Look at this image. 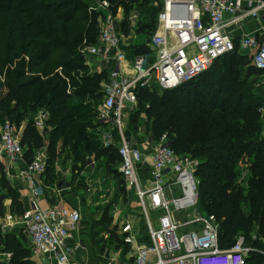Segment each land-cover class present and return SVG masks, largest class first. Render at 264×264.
I'll return each mask as SVG.
<instances>
[{
	"label": "trees",
	"instance_id": "1",
	"mask_svg": "<svg viewBox=\"0 0 264 264\" xmlns=\"http://www.w3.org/2000/svg\"><path fill=\"white\" fill-rule=\"evenodd\" d=\"M89 1L0 0V81L6 88L0 116L14 120L16 126L27 121L21 144L25 156L33 158L44 144L31 118L38 109L48 110L46 174L51 176L62 154L73 166L94 159L111 172V165L120 163L116 148L102 147L98 141L94 130L104 125L87 101L101 97L100 81L107 72L78 75L88 73L86 56L79 47L84 41L95 43L98 35V13L89 10ZM101 1L108 2L113 14L119 6L125 16L133 6L140 8L135 26L138 39L132 40L129 56H149L148 41L143 39H149L156 29L162 0ZM239 51L235 41L233 51L174 88L160 92L137 89V112L145 113L146 126L150 124L155 138L166 133L177 154L197 161V210L216 217L219 246L230 247L241 234L245 245L252 248L245 264H264V122L258 111L264 103L259 83L262 70L250 65ZM244 63L246 70L241 66ZM242 159L249 170L246 185L237 179ZM0 183L11 208L19 212L18 194L4 178ZM120 238V245L112 249H119L123 257L130 247ZM3 245L12 256L1 264H33L14 235H5ZM104 248L106 253L110 250L108 245Z\"/></svg>",
	"mask_w": 264,
	"mask_h": 264
},
{
	"label": "built area",
	"instance_id": "2",
	"mask_svg": "<svg viewBox=\"0 0 264 264\" xmlns=\"http://www.w3.org/2000/svg\"><path fill=\"white\" fill-rule=\"evenodd\" d=\"M162 4L156 29L147 43L152 58L142 55L128 58L123 46L130 47L132 40L126 43L122 40L121 23L108 13L98 24L97 41H84L79 47L86 56L89 75L107 72L100 81L101 97L93 105L97 120L107 126L97 133V138L102 147L114 146L118 152V171L127 188L134 190L148 241L138 240L127 221L121 222L119 233L130 247L131 264H245L252 248L245 245L244 236L236 235L233 245L221 248L216 217L198 213L197 161L177 154L166 133L155 139L145 155L124 136L122 118L125 110L137 107V89H171L189 82L208 70L215 60L233 51L235 41L239 50L250 57L251 64L262 70L259 83L264 90V40L255 34H244L236 40L229 29L243 19L257 18L264 12V0H162ZM99 5L109 8L107 1H100ZM123 63L130 67L129 73L123 69ZM258 111L264 122V103ZM48 119L49 112L44 108L31 118L44 145L36 151L25 172H21L30 192L29 208L23 211L21 222L36 260L75 264V246L69 240L81 221L80 210L71 206H40L43 194L40 177L47 167ZM113 129L117 130V138ZM24 152L17 126L0 116V160L8 173ZM145 158L151 160V165L148 181L141 186L137 169ZM150 214H155V219ZM182 215L185 218L180 220L178 216ZM118 260L119 254L115 253L104 264H128Z\"/></svg>",
	"mask_w": 264,
	"mask_h": 264
},
{
	"label": "rangeland",
	"instance_id": "3",
	"mask_svg": "<svg viewBox=\"0 0 264 264\" xmlns=\"http://www.w3.org/2000/svg\"><path fill=\"white\" fill-rule=\"evenodd\" d=\"M100 1L101 0L89 1V10L98 13L96 16L98 24L104 18V14L106 15L108 13V15L116 16L119 20V24L121 23V25H119V28L122 35V40L125 43L128 40L136 41L138 38L135 31V26L137 16H139L140 13V8L138 6H133L130 10V13L125 16V11L121 6H119L116 8L115 14H113L109 8H102L99 5ZM151 1L152 0H150V2ZM124 19H126V22H124ZM142 39L143 38H140V40ZM143 40L147 42L149 39L147 37ZM239 53L243 56H246L247 60H249V64L251 65L250 57L245 52L239 51ZM220 61L221 60H219L216 65ZM244 64L241 66H244L246 70L247 67L246 64ZM58 70L60 71L62 69L59 68ZM89 72L90 71H88V73ZM88 73L87 71H82L78 72V75L84 76ZM81 85L82 84L80 83L79 86ZM158 91L160 92L161 90L159 89ZM5 92L6 88L4 87L2 81H0V99L3 97ZM98 100L99 98L87 101L93 108V105ZM137 110L138 107L133 108L131 111H124L122 118V130L126 138L135 143L137 142L140 145L142 144L144 150H146L155 144L156 138L150 132V124L146 126L145 113H139L137 112ZM4 118L6 117L3 116L2 119ZM135 118L136 121H134ZM12 122L15 125V121L13 120ZM245 161V159H242L238 162L237 165V179L238 182H240L242 185H246L247 179L249 178V170ZM56 164L59 167L58 178L70 182L71 184V189H68L67 196L70 197L69 199H72L77 205L85 206L84 208H80L83 214L82 220L84 219L86 222L87 219L88 223H91L92 228L96 229V233L92 236V238H96L98 244L101 247H106L108 245L110 249L107 252L108 254L119 250H113L112 247L115 244L120 245L121 243L119 233V225L121 224V222L127 221L132 225L133 233L138 240H141L144 236H146L145 222L142 214L140 213L137 199L133 194L134 190L131 187L127 188V186L123 182L122 176L118 171V165H111V169H114L111 172L105 166H99L98 160H95L96 165L94 168H90L92 166H90L89 164L86 166L89 170H85L86 167L85 169H82V166L80 165H75V169H72L70 165V159H67L63 154L58 159V162L56 161ZM85 171H88V173H86ZM137 176L138 181L142 186L143 179L139 174H137ZM125 209L128 212H126ZM189 212L192 214L193 209H190ZM198 213L200 214L201 212ZM99 215L100 217L96 219V217ZM132 216H135L137 219ZM150 217L153 220L155 219L156 215L150 214ZM178 218L182 220L185 218V215H182L180 217L178 216ZM138 222H140L142 226V228H139L142 232L141 234H136V231L134 229V226H137ZM5 235V233H2V236H0V240L3 241V236ZM262 241H264V239H262ZM7 256L8 258H10L12 256V253L7 254Z\"/></svg>",
	"mask_w": 264,
	"mask_h": 264
},
{
	"label": "crops",
	"instance_id": "4",
	"mask_svg": "<svg viewBox=\"0 0 264 264\" xmlns=\"http://www.w3.org/2000/svg\"><path fill=\"white\" fill-rule=\"evenodd\" d=\"M262 28H264V12H260V15L257 18L243 19L239 24H237L236 26H231L229 29L231 31V34L236 38V40H238L239 37L244 34H255L260 40H264V32H262ZM123 48L125 49L128 58H130L131 56H129L130 52L128 50L129 47L128 46L126 47V45H124ZM150 57L151 56L149 54L148 58L150 59ZM94 64H95V61L93 65ZM122 67L127 73L131 71L130 67L128 68V66L125 65L124 63L122 64ZM26 123L27 121H23L19 126H17V133L20 138L22 137L23 131L26 127ZM106 128H107L106 125H104V127L100 126L97 129H95L94 132L97 135L98 132L100 133V130L103 131ZM50 129H51V126H49V129L47 130V134L50 131ZM112 132H113V135L117 138L118 137L117 130L113 129ZM127 140L131 144H133V146L140 148L146 155L147 151L144 150L142 144L140 145L137 142L135 143L131 141L130 139H127ZM43 144H44V140H43ZM46 145H48V136H47ZM31 159L32 158H27L24 152L22 156L16 159L15 164H14L15 167L13 166V168H11L9 173L6 171L3 161L0 160V182H1V179L4 178L8 186L12 190H14L15 193L18 194V200L21 203V210L19 212L14 211L11 208L10 198L6 196V193H7L6 189L5 187L3 188L0 183V236H2V233H5L6 235L8 234L15 235V242L19 244V247L28 251L27 259H29L33 264H40L42 263V260L41 262H39L33 256L31 252L30 239L21 222V215L24 210L29 208V203H30V192H29L28 183L25 179V176H23L21 172L23 173L25 172L26 166L31 161ZM88 164L92 166L90 168H94L96 165L94 159H91V160L88 159L86 164L82 166V169H85V167ZM70 165L72 169H75L71 160H70ZM77 165H80V164H77ZM150 165H151V160L148 158H145L144 164H142V166L137 169L138 174L143 179L142 185H145L146 181H148V177H149L148 168ZM58 170H59V167L55 163L54 173L52 174V176H51V173L46 174V171H45V174L40 177V183L43 189V194L40 197V206L43 208H47V207L62 208L66 206H71L73 208L79 209L81 212L80 208L82 207L84 208L85 206L83 205L79 206L72 199H69L70 197L67 196L68 195L67 191L68 189H71V184L70 182H67V181H64L58 178V174H59ZM85 170H89V169H87L86 167ZM85 172L88 173V171H85ZM60 183L63 185L67 184V186L64 188H60L59 187ZM133 194L135 196L134 191H133ZM127 209H128V206H127ZM125 211L128 212L126 209ZM99 217L100 215L97 216L96 219H98ZM132 217H135V216H132ZM82 218H83V214L81 212V221L79 225L77 226V228L72 232V238L69 240V243L75 246V251L73 255V261L75 264H104L107 258L110 257L111 255H114L115 253H117V255L119 254L118 261H121L123 263L127 262L128 264L132 263V257L130 256L131 251H129L126 255H123V257L121 255L120 250H117L109 254L104 252L106 251L104 250L105 249L104 246L101 247L98 244L96 238H92V232L96 231V229L92 230L91 223L89 224L87 219H86V222L84 219L83 221ZM139 228H142L140 222H138L137 226H134L136 234L142 233ZM120 236L122 237V235ZM147 239H148V236H147V230H146V236H144L141 239V241H144L146 243L148 241ZM10 253L11 252L4 250L3 241L0 240V264L8 262L10 258L7 259V254H10ZM129 259H131L130 262L128 261ZM42 264H55V263L53 261H43Z\"/></svg>",
	"mask_w": 264,
	"mask_h": 264
},
{
	"label": "water",
	"instance_id": "5",
	"mask_svg": "<svg viewBox=\"0 0 264 264\" xmlns=\"http://www.w3.org/2000/svg\"><path fill=\"white\" fill-rule=\"evenodd\" d=\"M66 186H67V184H65V185H63V184H61V183L59 184V187H60V188H64V187H66Z\"/></svg>",
	"mask_w": 264,
	"mask_h": 264
}]
</instances>
